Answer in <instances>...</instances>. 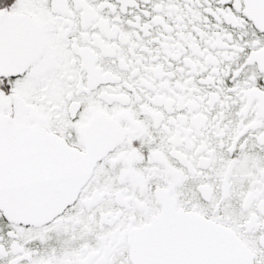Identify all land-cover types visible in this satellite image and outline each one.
<instances>
[{
	"label": "snow or ice",
	"instance_id": "snow-or-ice-1",
	"mask_svg": "<svg viewBox=\"0 0 264 264\" xmlns=\"http://www.w3.org/2000/svg\"><path fill=\"white\" fill-rule=\"evenodd\" d=\"M0 264H264V0H0Z\"/></svg>",
	"mask_w": 264,
	"mask_h": 264
}]
</instances>
